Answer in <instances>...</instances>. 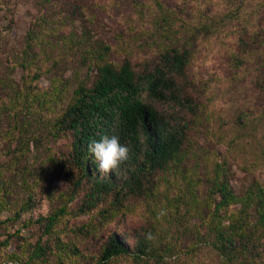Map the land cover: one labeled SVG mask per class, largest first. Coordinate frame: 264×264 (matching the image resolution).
I'll list each match as a JSON object with an SVG mask.
<instances>
[{
    "label": "rangeland",
    "instance_id": "rangeland-1",
    "mask_svg": "<svg viewBox=\"0 0 264 264\" xmlns=\"http://www.w3.org/2000/svg\"><path fill=\"white\" fill-rule=\"evenodd\" d=\"M174 47L190 51L184 74L175 75L189 103L152 104L171 123L188 122L200 155L216 151L226 160L237 194L254 182L264 185V0H0V185L11 182L9 199L0 191V264H42L27 262L29 244L38 239L53 250L46 264H56L60 254L64 264H102L112 234L128 246L149 233L174 246V216L160 214L171 204L174 183L168 197L124 194L120 202L112 194L80 209L85 190L72 198L71 183L50 161L65 159L67 139L47 128L74 89L92 85L100 64L128 60L143 73ZM34 91L51 101L39 105L30 99ZM17 122L25 127L20 146ZM28 193L31 206L20 212ZM63 207L44 233L39 219ZM187 242L181 238L178 247ZM176 256L173 247L164 261L117 255L105 264H196L188 253ZM200 258L205 263L197 264H209Z\"/></svg>",
    "mask_w": 264,
    "mask_h": 264
},
{
    "label": "trees",
    "instance_id": "trees-1",
    "mask_svg": "<svg viewBox=\"0 0 264 264\" xmlns=\"http://www.w3.org/2000/svg\"><path fill=\"white\" fill-rule=\"evenodd\" d=\"M189 53L187 48H167L160 63L143 73L136 71L128 60L120 66L102 63L92 85L82 84L74 89L68 103L49 121L48 132L53 137H66L68 146L65 159L50 161L71 183L72 198L85 190L80 209L90 210L101 198L112 194L120 202L119 195L124 194L168 197V186L174 183L176 192L169 198L171 204L168 206L167 202L168 209H162L169 219L174 216V246L173 241L157 243L145 235L135 236L133 245L128 246L112 234L101 251L99 263L105 264L117 255H132L134 259L152 256L156 261H164L166 252L174 247V261L177 254L188 253V259L196 264L197 260L205 263L200 258L204 255L209 264H264V185L254 182L244 194H237L228 177L226 160L216 151L200 155L187 135L188 122L171 123L152 104L169 100L189 103L187 97L182 98V88L175 80V75L184 74ZM144 92L150 101L145 100ZM33 93L30 99L39 105L51 101L49 95L46 99L39 91ZM15 127L21 129L16 138V146H20L25 127L23 122H17ZM105 135L119 136L130 149L129 159L108 174L100 170L88 150L91 141ZM28 144L29 140L26 148ZM7 164L9 170L11 165ZM23 173H27L26 168ZM25 180L26 175H21V181ZM4 183L0 191L9 199L11 189L6 184L11 182ZM21 200L20 212L30 208L32 199L28 193ZM113 204L111 201L110 205ZM63 213L64 207L39 219L45 221L44 233H51ZM193 217L205 225L204 232ZM181 238L188 242L178 247ZM27 252V262L39 260L46 264L53 250L38 239L29 244ZM61 257L60 254L56 264H64Z\"/></svg>",
    "mask_w": 264,
    "mask_h": 264
},
{
    "label": "clouds",
    "instance_id": "clouds-1",
    "mask_svg": "<svg viewBox=\"0 0 264 264\" xmlns=\"http://www.w3.org/2000/svg\"><path fill=\"white\" fill-rule=\"evenodd\" d=\"M88 150L95 161L99 162V168L105 174L114 171L123 162L127 161L130 152L129 146L121 143L117 135H105L99 140L91 141ZM160 214L163 215V211ZM146 238L148 240L155 239L151 233Z\"/></svg>",
    "mask_w": 264,
    "mask_h": 264
}]
</instances>
